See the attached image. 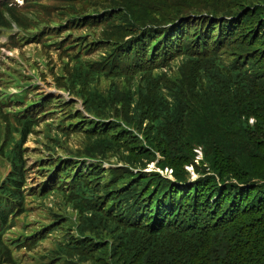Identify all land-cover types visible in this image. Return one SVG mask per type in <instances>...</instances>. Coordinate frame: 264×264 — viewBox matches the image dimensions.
Instances as JSON below:
<instances>
[{"label":"rangeland","instance_id":"1","mask_svg":"<svg viewBox=\"0 0 264 264\" xmlns=\"http://www.w3.org/2000/svg\"><path fill=\"white\" fill-rule=\"evenodd\" d=\"M82 3L68 21L84 20L85 23L75 25L74 29L60 36L70 35L83 47L82 63L93 71L106 72L107 75L89 79L86 86L79 85L75 77V62L67 55L69 50L45 49L42 44L27 45L28 42H25L16 48L14 57L8 54L0 56V104H4L6 112L14 115L42 96L51 101V107L63 109L66 115L61 120H54V124H59L58 130L66 131L68 135L60 139L59 145H54L53 155L45 149L41 127L27 143L26 160L31 165L26 167L24 189L32 190L46 180L49 172L41 169L42 166L50 159H60L54 165L53 173L62 174V194L70 196L73 183L83 180L89 188L96 190L98 208L113 215L122 202L118 200L120 196L137 183L135 188L140 190L143 179L151 182L158 176L163 178L171 174L178 182H183L181 188H193L196 194L200 179L208 177L222 187L223 180L232 179L230 172L261 167L255 159L244 156L233 160L229 164L230 169L219 170L224 175L220 177L203 161L204 152L197 141V130H182L184 138L191 139V143L180 153L181 158L197 168L191 164L184 165L185 175L180 178L181 172L175 167L179 165L178 161L166 158L162 152L163 145L160 148L158 142H152L146 136L144 130L148 120L142 119L139 113L135 115L133 108L138 100L141 103L150 101V92L155 85H158L155 89L169 102L170 94L176 96L172 93L181 90V96L185 95L189 101L191 92L186 88L188 82L194 83L199 92L192 93L194 98L206 105L207 99L201 95L205 91L206 71L202 69L192 77V64L183 55L190 53L192 58H201L203 53L210 51L216 54L224 69L243 67L247 49L239 40L233 39H229V46L225 47L222 25L227 29L233 25L242 26V38L250 46L260 30L264 32V0H88V3ZM211 23L217 32L209 30ZM133 36L138 38L128 42ZM167 38H173L172 44L180 48H175L180 57H175L167 45L163 56L157 59L158 55H155V60H158L155 66L129 69L127 72L115 70L114 59L119 51L138 44L147 51L145 55L139 53L136 57L144 65L148 60V51L153 49L154 53H160ZM147 69L154 70L148 80L140 76ZM222 80L224 78L220 77ZM20 86L26 87L24 92L18 89ZM186 90L188 94H185ZM194 98L188 103L193 113L185 118L184 129L191 128L194 114L204 120L206 117L205 109L199 108ZM60 114L55 113V117ZM249 122L253 123V119ZM52 144L49 143V146ZM2 167L0 162V176L5 173ZM67 170L70 175L63 174ZM149 182L140 190V198L158 189L148 186ZM46 189L47 192L36 198L31 197V193L27 194L26 212L6 238H18L19 241L22 236L25 239L33 235L42 236L31 251L16 253L21 259L19 264H126L124 252L130 253L133 262L142 255L141 243L136 237L124 233L121 226L115 225L118 222L106 227L95 222L84 223V213L75 209L59 193L49 194L51 186ZM176 208L169 207L172 210ZM81 230L83 233H80ZM80 237L85 244H96L97 252L92 258H78L57 250L58 244H72ZM130 238L132 242L127 247ZM175 256L170 249L163 247L150 255V261L181 264L177 258L174 259ZM167 258L168 261H164Z\"/></svg>","mask_w":264,"mask_h":264},{"label":"trees","instance_id":"2","mask_svg":"<svg viewBox=\"0 0 264 264\" xmlns=\"http://www.w3.org/2000/svg\"><path fill=\"white\" fill-rule=\"evenodd\" d=\"M213 27L211 23L209 30L215 31ZM242 29L238 25L229 29L222 25L225 47L229 46V39L239 40L246 47L247 59L243 67L224 69L216 54L210 51L203 53L201 58H192L190 53L183 55L192 64V77L202 69L206 71L205 91L201 94L207 99L206 105L194 98L192 93L199 92L194 83L188 82L186 88L191 92L189 101L185 95L181 96V90L172 93L176 96L170 94L169 102L155 89L158 86L155 85L150 92V101L141 103L138 100L133 110L135 115L139 113L142 119L148 120L144 130L146 136L152 142H158L160 148L163 145L162 152L166 158L178 161L179 165L175 167L181 172L180 178L185 175L184 165L191 164L197 168L181 158L180 153L191 143V139L184 138L182 130H197V141L204 152L203 161L220 177L224 175L219 170L230 169L229 164L233 160L244 156L255 159L261 167L230 172L232 179L223 180L222 187L208 177L200 179L196 194L193 188L180 189L172 182L163 185L143 179L140 190L148 182V186L158 189L140 198V190L135 188L138 185L136 180L137 184L118 199L122 202L113 215L98 208L95 189L89 188L81 180L73 185L72 202L87 220L86 215L89 214L94 219L98 218L97 224L105 227L114 222L119 225L123 223L122 231L136 237L141 243L142 255L136 262L131 260L129 252H124L126 264H159L151 262L150 255L163 247L170 249L176 255L174 259L177 258L181 264H264V32L261 29L252 44L247 46L248 41L242 38ZM137 38L133 36L132 41ZM128 48L144 50L138 44ZM169 51L173 52L172 48ZM175 57H180V54L175 53ZM75 65L78 71L86 68L91 76H101L100 71L95 73L79 60ZM152 72L144 74L146 80ZM220 77L224 80L220 81ZM185 94H188L187 90ZM193 98L199 108L205 109L206 117L204 120L194 114L191 128L184 129L185 118L193 113L188 106ZM250 119H253V123L249 122ZM217 130L219 133H215ZM0 154L3 155L2 152ZM22 203V193L10 196L9 207L12 210L14 204L21 206ZM93 203L95 208L91 206ZM166 206L177 208L172 210ZM1 237L2 232L0 254L3 250ZM131 242L132 238L128 239L127 247ZM95 246V243L71 248L59 246L57 250L86 259L97 252ZM164 261H168V258ZM6 263L14 264V260L10 257Z\"/></svg>","mask_w":264,"mask_h":264},{"label":"bare ground","instance_id":"3","mask_svg":"<svg viewBox=\"0 0 264 264\" xmlns=\"http://www.w3.org/2000/svg\"><path fill=\"white\" fill-rule=\"evenodd\" d=\"M166 40V39H165Z\"/></svg>","mask_w":264,"mask_h":264}]
</instances>
